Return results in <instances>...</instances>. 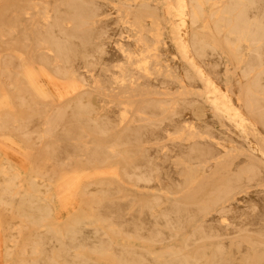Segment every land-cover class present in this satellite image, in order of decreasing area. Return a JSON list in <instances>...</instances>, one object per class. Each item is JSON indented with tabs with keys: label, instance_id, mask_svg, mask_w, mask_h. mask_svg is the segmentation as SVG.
Segmentation results:
<instances>
[{
	"label": "bare ground",
	"instance_id": "obj_1",
	"mask_svg": "<svg viewBox=\"0 0 264 264\" xmlns=\"http://www.w3.org/2000/svg\"><path fill=\"white\" fill-rule=\"evenodd\" d=\"M263 158L264 0H0L4 264H264Z\"/></svg>",
	"mask_w": 264,
	"mask_h": 264
},
{
	"label": "rangeland",
	"instance_id": "obj_2",
	"mask_svg": "<svg viewBox=\"0 0 264 264\" xmlns=\"http://www.w3.org/2000/svg\"><path fill=\"white\" fill-rule=\"evenodd\" d=\"M170 5V13L174 14L176 13L175 8H173V4L169 3ZM175 16V14L173 15ZM178 25L180 26V30L177 33L175 39H179L180 41H183L185 43L187 34L189 32L188 26L185 20L182 22H178ZM184 55L187 63L196 71L198 76L200 77L201 75L203 78L201 79L203 83V90L199 94L200 99L203 101H207L208 103L216 106L219 111L221 112L222 115H225L227 118H232L233 117V111L231 108L221 104L219 102L218 97L216 96L217 94H220L218 86L216 84H212L211 82L207 81V75L200 70L199 64L196 61V59L191 55V53L187 50L184 49ZM32 69L38 74L40 77V80L46 85L47 91L51 97L54 99H58L61 97H64L68 95L69 93H72L74 91L80 90V86L76 82H65V83H59L58 81L55 80H50L47 76V69H43L41 67H38L36 64L31 63ZM233 112V113H232ZM243 128H248L246 123H243ZM246 138L247 136L244 135ZM247 142L249 143L250 148L257 154H259V148L258 144L255 142V140L249 141L247 139ZM17 145L20 147L24 148V145L20 142H17ZM4 152L6 153L5 156L8 157L9 159L12 160V158L9 157L8 150L4 147ZM17 157L20 163L24 165L25 168H28L30 163H29V157L28 155L25 154V149L18 151ZM14 158V157H13ZM264 160V158L262 159ZM103 172H96L93 170H87L83 174H81V177L74 183L70 185L69 191L66 193V197L62 200L58 199L60 201V205H57L56 211H55V216L56 218L62 222L66 220L73 212L75 209L78 207V204L80 202V196H79V191L84 185H88L89 187H92L94 184V181L102 174ZM59 204V203H58ZM6 231H3L0 228V264H4L2 260V251L4 249V240L6 239L4 234ZM10 241L6 242V245H10Z\"/></svg>",
	"mask_w": 264,
	"mask_h": 264
}]
</instances>
